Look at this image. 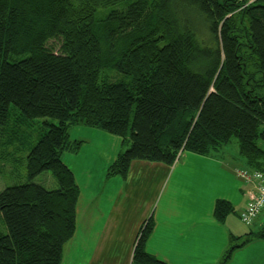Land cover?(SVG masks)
Returning a JSON list of instances; mask_svg holds the SVG:
<instances>
[{
	"label": "trees",
	"instance_id": "1",
	"mask_svg": "<svg viewBox=\"0 0 264 264\" xmlns=\"http://www.w3.org/2000/svg\"><path fill=\"white\" fill-rule=\"evenodd\" d=\"M34 118L57 123L25 146L26 180L0 191V264H60L79 196L61 155L84 142L72 126L121 137L107 176L217 155L232 137L242 168L264 173V0H0V126ZM44 171L52 188L33 181ZM234 212L215 200L218 222ZM152 228L149 216L129 264H167L145 250ZM254 236L264 227L231 234L217 264Z\"/></svg>",
	"mask_w": 264,
	"mask_h": 264
},
{
	"label": "crops",
	"instance_id": "2",
	"mask_svg": "<svg viewBox=\"0 0 264 264\" xmlns=\"http://www.w3.org/2000/svg\"><path fill=\"white\" fill-rule=\"evenodd\" d=\"M74 127L71 139L84 142L61 158L79 186L76 228L61 261L129 264L137 232L149 216L153 228L145 250L167 264H217L229 236L241 235L236 223H228L227 217L218 222L213 216L217 199L231 203L235 215L248 200L250 185L235 172L244 166L237 150L223 156L184 151L171 165L134 159L122 179L106 175L122 149L121 137Z\"/></svg>",
	"mask_w": 264,
	"mask_h": 264
},
{
	"label": "rangeland",
	"instance_id": "3",
	"mask_svg": "<svg viewBox=\"0 0 264 264\" xmlns=\"http://www.w3.org/2000/svg\"><path fill=\"white\" fill-rule=\"evenodd\" d=\"M132 118L133 112L130 113V119ZM43 120H49L53 123H57L56 120L51 118H34L33 120L29 119L26 124H21L19 127L17 126V124H13L12 122L11 124L0 126V134L3 138L0 140V191L5 186L21 183L26 180V163L25 157H23L26 152H24L23 150L25 146H27L28 149V144L35 143L38 138V132L40 131ZM75 128L76 127L72 126L69 129L70 139L71 134L74 135L77 132ZM9 136L12 139V143L10 142L6 146L4 140L9 138ZM223 147L224 150L219 153L221 156H223L224 154L226 155L227 152L230 153L233 150H237L236 138L232 137L231 141ZM123 149L124 146L122 150ZM180 155L181 154H179L178 156L180 157ZM75 165L77 167V162L76 164H74V167ZM33 181L44 185L48 189L52 188L55 185V180L49 171L39 173L34 177ZM249 188L250 191H252V188L250 186H248V189ZM262 212H264V210ZM227 220L228 223L234 222L238 225L239 232L242 230L241 235L248 231H258L264 227V213L259 214L251 225H246L245 223H243L240 218L234 213L230 214L227 217ZM1 229L4 230V227L1 226ZM64 258L63 261H61L62 263L60 264H81L82 260L84 261L85 259L73 258L72 263H69V261L65 260ZM230 259L231 260L229 264H257L255 262L256 260H258L259 264H264V237L254 236L245 245L236 249Z\"/></svg>",
	"mask_w": 264,
	"mask_h": 264
},
{
	"label": "built area",
	"instance_id": "4",
	"mask_svg": "<svg viewBox=\"0 0 264 264\" xmlns=\"http://www.w3.org/2000/svg\"><path fill=\"white\" fill-rule=\"evenodd\" d=\"M236 176L252 188L246 205L239 213L240 220L246 225H250L264 208V173L238 168Z\"/></svg>",
	"mask_w": 264,
	"mask_h": 264
}]
</instances>
